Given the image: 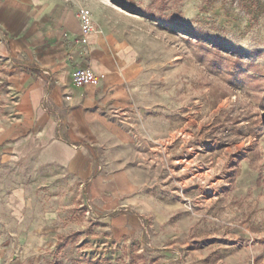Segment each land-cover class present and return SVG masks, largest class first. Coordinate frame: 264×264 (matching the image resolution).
Returning <instances> with one entry per match:
<instances>
[{
    "label": "rangeland",
    "instance_id": "obj_1",
    "mask_svg": "<svg viewBox=\"0 0 264 264\" xmlns=\"http://www.w3.org/2000/svg\"><path fill=\"white\" fill-rule=\"evenodd\" d=\"M90 1L142 67L134 142L96 162L130 188L108 210L61 166L0 161V264H264V0Z\"/></svg>",
    "mask_w": 264,
    "mask_h": 264
},
{
    "label": "crops",
    "instance_id": "obj_2",
    "mask_svg": "<svg viewBox=\"0 0 264 264\" xmlns=\"http://www.w3.org/2000/svg\"><path fill=\"white\" fill-rule=\"evenodd\" d=\"M81 1L0 0V63L8 85L0 93V161L61 166L91 181L93 197L111 210L130 177L124 170L98 175L96 162L102 153L111 156L113 146L134 142L127 115L142 67L101 33L103 14L93 1L96 31L86 47L77 44ZM81 68L99 80L76 86L73 74Z\"/></svg>",
    "mask_w": 264,
    "mask_h": 264
},
{
    "label": "built area",
    "instance_id": "obj_3",
    "mask_svg": "<svg viewBox=\"0 0 264 264\" xmlns=\"http://www.w3.org/2000/svg\"><path fill=\"white\" fill-rule=\"evenodd\" d=\"M76 17L80 24V33L76 39L80 47H86L89 44V35L93 32L95 24L89 9L81 7L76 13ZM99 77L91 68H81L73 74V82L78 87H83L91 83H95Z\"/></svg>",
    "mask_w": 264,
    "mask_h": 264
},
{
    "label": "trees",
    "instance_id": "obj_4",
    "mask_svg": "<svg viewBox=\"0 0 264 264\" xmlns=\"http://www.w3.org/2000/svg\"><path fill=\"white\" fill-rule=\"evenodd\" d=\"M123 7H124V5H122ZM139 14H142L143 16H145V17H154L153 15H152V13H139Z\"/></svg>",
    "mask_w": 264,
    "mask_h": 264
},
{
    "label": "bare ground",
    "instance_id": "obj_5",
    "mask_svg": "<svg viewBox=\"0 0 264 264\" xmlns=\"http://www.w3.org/2000/svg\"><path fill=\"white\" fill-rule=\"evenodd\" d=\"M93 18H94V17H93ZM95 31H96V27H94V30H93V32H95ZM93 32H92V33H93ZM94 35H95V34H94Z\"/></svg>",
    "mask_w": 264,
    "mask_h": 264
}]
</instances>
